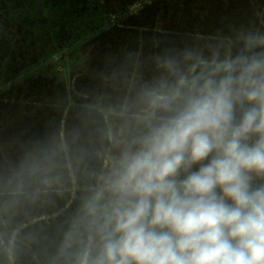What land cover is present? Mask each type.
Instances as JSON below:
<instances>
[{
	"label": "clouds",
	"instance_id": "9594fccd",
	"mask_svg": "<svg viewBox=\"0 0 264 264\" xmlns=\"http://www.w3.org/2000/svg\"><path fill=\"white\" fill-rule=\"evenodd\" d=\"M256 16L229 35L155 40L151 76L106 77L126 91L82 93L79 127L61 123L20 162L6 209L80 192L60 264H264V10Z\"/></svg>",
	"mask_w": 264,
	"mask_h": 264
},
{
	"label": "rangeland",
	"instance_id": "374dc122",
	"mask_svg": "<svg viewBox=\"0 0 264 264\" xmlns=\"http://www.w3.org/2000/svg\"><path fill=\"white\" fill-rule=\"evenodd\" d=\"M261 10L264 0H190L189 11L185 0H0V94L14 101L20 94L10 86L29 79L47 80L53 91L66 86L68 93L82 74L105 84L117 64L120 73L133 66L135 75L155 40L170 45L188 33L239 29L243 18V27L258 26ZM136 21L148 27L131 25Z\"/></svg>",
	"mask_w": 264,
	"mask_h": 264
},
{
	"label": "trees",
	"instance_id": "16d2710c",
	"mask_svg": "<svg viewBox=\"0 0 264 264\" xmlns=\"http://www.w3.org/2000/svg\"><path fill=\"white\" fill-rule=\"evenodd\" d=\"M124 1L132 4L134 0ZM189 3L190 0H185L187 11ZM237 8L239 13L244 11L240 7ZM192 19V23L198 21L196 18ZM210 19L203 18L205 21ZM242 23L246 26L248 18H243ZM131 25L148 27L147 22L136 21ZM237 29L230 26L220 27L224 35L232 34ZM184 39L185 37L175 43ZM165 46L168 44H160L161 48ZM157 51L159 49L154 45L144 48L138 61L139 73L144 77L146 74H153L151 57ZM103 64L104 61L101 65ZM117 65H114L115 70L110 69L104 78L117 77L124 80L133 76V66L120 73L116 70ZM10 87L17 89L20 96L13 101L12 98L0 94V264H60L56 259L58 249L78 206L80 192L68 185L61 195L53 194L35 203L25 202L19 207L6 209L8 181L20 162L32 153L40 142L56 132L61 123L68 132L79 127V114L84 102L82 93H86L89 99L100 93H105L110 98L118 96L126 89H114L110 86V80L103 84L98 78L87 74L76 76L69 93L66 86H60L57 91H53V85L47 80L29 79ZM88 139L89 133L86 132L85 144L89 147H99L94 132L91 133V144H88ZM90 163L98 166L96 161Z\"/></svg>",
	"mask_w": 264,
	"mask_h": 264
}]
</instances>
